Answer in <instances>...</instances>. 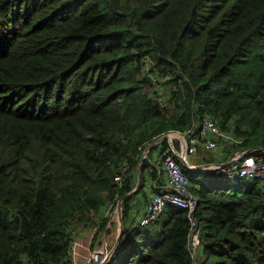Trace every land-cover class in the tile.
I'll use <instances>...</instances> for the list:
<instances>
[{
	"label": "trees",
	"instance_id": "1",
	"mask_svg": "<svg viewBox=\"0 0 264 264\" xmlns=\"http://www.w3.org/2000/svg\"><path fill=\"white\" fill-rule=\"evenodd\" d=\"M205 115L224 133L209 162L264 147V0H0V264H72L93 229L97 247L172 152L145 149L200 139ZM197 174L199 264H264V181ZM132 196L108 264H192L186 210L140 226Z\"/></svg>",
	"mask_w": 264,
	"mask_h": 264
},
{
	"label": "built area",
	"instance_id": "2",
	"mask_svg": "<svg viewBox=\"0 0 264 264\" xmlns=\"http://www.w3.org/2000/svg\"><path fill=\"white\" fill-rule=\"evenodd\" d=\"M158 102L161 108H163L165 104L160 96L158 97ZM196 125L197 122L194 121L188 133L193 135ZM223 134L220 124L211 116L205 115L202 117L199 126L200 139L192 136L193 138L189 143L186 134L175 131L167 133L165 137L172 143L174 139L179 141L180 148L174 150V152L178 158L180 157L184 160L186 155L198 153L200 142L206 149H218L220 147L218 139ZM252 153L247 152L243 155V152L239 150L235 151L232 158L240 159L227 167H222L221 163H207L204 166L214 165V167L206 168L208 170L219 171L223 179L232 184L237 183L242 178L264 181V154L258 156ZM183 165L185 164L182 161L172 156L159 157L155 161L154 167L160 174L166 177V183L148 200L145 212L138 216V224L146 226L156 220L169 203L184 208L190 222L188 250L192 258V264H198L201 247V230L196 218V212L199 208V200L192 190V177L183 170ZM127 169L128 167H124L121 174L115 177V180H123ZM114 248L112 246L109 247L107 243H103L100 247L91 249L89 254L83 259H74L72 264H108Z\"/></svg>",
	"mask_w": 264,
	"mask_h": 264
},
{
	"label": "crops",
	"instance_id": "3",
	"mask_svg": "<svg viewBox=\"0 0 264 264\" xmlns=\"http://www.w3.org/2000/svg\"><path fill=\"white\" fill-rule=\"evenodd\" d=\"M176 140L177 139H174L173 143L168 140V143H169L170 148H171L170 150H172L171 154H169L168 156H172V157L174 156L178 160L182 161L183 164H185V165H183V168L184 167L186 168V164H188L191 167H199V166L201 167L200 170H198V169H187L186 168V170L190 171L189 175L192 177V182H194V184L196 186L197 181H199L201 179L199 177V175L197 174V172L207 171L208 168H206V166H204V165L206 163H212L209 161H213V160L216 161V160L222 159V157H223L222 145L218 149L209 150V149H206L204 147V145L201 143V146L199 147V151L197 154L186 155L185 159L182 160L180 157L178 158L174 152V150H177V148L175 147V144H174V141H176ZM156 145H154V146H156ZM147 149L145 150L146 156L150 150L149 149L147 151ZM161 154H163V153H162V151H159V150L152 152V155H151V158L149 159L150 160L149 162L153 163V165H154L155 161L159 157H163V155H161ZM209 156L213 157L214 159H212V160L207 159V157H209ZM230 159H232V157ZM230 159H228L227 161H229ZM220 162H225V161H220ZM145 175H146V182H145L143 189L142 190L140 189V185L138 188H136V186H137V184H136V186L133 188V190H135V191H133V193L130 195V196L133 195L132 200L130 202V206L132 209L131 216L135 217L137 220H138L139 214L141 215L145 212L148 199H150L152 197V195L154 193H156L160 189V187L166 183V177L163 174H160L159 172H158V175L155 179H153L151 177V171L150 170H146ZM139 178H140V183H139ZM137 183L141 184V170H140V168H138ZM116 209L118 210V205H117ZM121 209L123 210L122 205H121ZM117 216H118V213L115 214L114 217H111V220H110L109 224L107 225V229H109V232L102 233V235L98 239L100 241V244L97 247L93 246V237H94L95 229H93L90 232L86 233L85 235L77 238L74 242L73 250H72L73 260L74 259H83L85 256H87L89 254L91 249H96V248L100 247L103 243H107V245L109 247L112 246V248H114L117 241H119V233H120V230L122 227L119 222H115V219Z\"/></svg>",
	"mask_w": 264,
	"mask_h": 264
},
{
	"label": "water",
	"instance_id": "4",
	"mask_svg": "<svg viewBox=\"0 0 264 264\" xmlns=\"http://www.w3.org/2000/svg\"><path fill=\"white\" fill-rule=\"evenodd\" d=\"M164 138H166L165 135L162 136V137H161L159 140H157L156 142H154V143H152L151 145H149L147 151H148L149 149H151L154 145H156L161 139H164ZM254 150H260V151H263V152H264V147L249 148V149H247V150L244 151V154H243V155H245V153H247V152H251V151H254ZM145 158H146V154L142 157L141 162H143ZM239 159H240V158H238V159H231V160H229V161H227V162L221 163V164H222V167L230 166V165L236 163ZM186 168H187V169H198V170L201 169L200 166H199V167H191V166H189L188 164H186ZM139 183H140V178H139ZM139 183H137L136 188L139 187V185H140ZM133 191H135V190H132L130 193H128L127 195H125L124 197H122V198L119 200V202H118V210H117V211H118V214H119V215L116 217L115 222H119L120 225L122 226V227H121V230H120V233H119V240H120V237L122 236V233H123V213H122L121 205H122L123 200H124L125 198L129 197V196L133 193Z\"/></svg>",
	"mask_w": 264,
	"mask_h": 264
},
{
	"label": "rangeland",
	"instance_id": "5",
	"mask_svg": "<svg viewBox=\"0 0 264 264\" xmlns=\"http://www.w3.org/2000/svg\"><path fill=\"white\" fill-rule=\"evenodd\" d=\"M170 109L172 110L173 108L170 107ZM153 143H154V142H153ZM147 148H148V147H147ZM147 148H146V149H147ZM146 149H145V150H146ZM143 155H145V152H144ZM142 157H143V156H142ZM146 157H148V154H147ZM145 159H147V158H145ZM207 159L212 160V159H214V158L209 156V157H207ZM183 170H186V168L184 167ZM207 170H208V169H207ZM192 184H193V182H192ZM117 205H118V204H117ZM117 205L115 206V208H114L113 211H110V212H109L110 217H114V215L118 213V211H117V209H116ZM199 261H200V259H199Z\"/></svg>",
	"mask_w": 264,
	"mask_h": 264
},
{
	"label": "clouds",
	"instance_id": "6",
	"mask_svg": "<svg viewBox=\"0 0 264 264\" xmlns=\"http://www.w3.org/2000/svg\"><path fill=\"white\" fill-rule=\"evenodd\" d=\"M171 132H173V131H171ZM169 133V132H168ZM167 134V133H166ZM166 134H165V136H166ZM164 136V135H163ZM165 139V138H164ZM164 139H161L160 141H162V140H164ZM159 140V139H158ZM159 141V142H160ZM156 142V141H155ZM158 142V143H159ZM254 151H258V150H254ZM241 152H243L244 153V151H241ZM251 152H253V151H251ZM263 152V151H262ZM264 153V152H263ZM233 159V158H232ZM231 160V159H230ZM225 162H227V161H225ZM215 163H224V162H215ZM207 164V163H206ZM184 169V168H183ZM185 171V170H184ZM207 171H209V170H207ZM187 173V172H186ZM188 174V173H187ZM119 215V214H118ZM117 244H118V241H117V243L115 244V248H116V246H117ZM115 248H114V250H115ZM199 259H200V257H199ZM199 264V263H198Z\"/></svg>",
	"mask_w": 264,
	"mask_h": 264
},
{
	"label": "bare ground",
	"instance_id": "7",
	"mask_svg": "<svg viewBox=\"0 0 264 264\" xmlns=\"http://www.w3.org/2000/svg\"><path fill=\"white\" fill-rule=\"evenodd\" d=\"M206 167H214V165H208V166H206Z\"/></svg>",
	"mask_w": 264,
	"mask_h": 264
}]
</instances>
